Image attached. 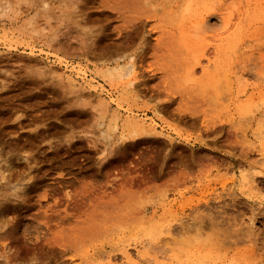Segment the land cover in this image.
I'll return each mask as SVG.
<instances>
[{
    "label": "rangeland",
    "instance_id": "rangeland-1",
    "mask_svg": "<svg viewBox=\"0 0 264 264\" xmlns=\"http://www.w3.org/2000/svg\"><path fill=\"white\" fill-rule=\"evenodd\" d=\"M124 250L264 264V0H0V264Z\"/></svg>",
    "mask_w": 264,
    "mask_h": 264
},
{
    "label": "bare ground",
    "instance_id": "bare-ground-1",
    "mask_svg": "<svg viewBox=\"0 0 264 264\" xmlns=\"http://www.w3.org/2000/svg\"><path fill=\"white\" fill-rule=\"evenodd\" d=\"M245 13H246V11H245ZM208 14V13H207ZM220 14H222V13H220ZM244 14V13H243ZM210 15V14H209ZM223 16V15H222ZM221 16V17H222ZM230 17V16H229ZM234 17V16H233ZM233 17H232V19H233ZM231 18V17H230ZM208 19H209V17L206 15V14H201L198 18H197V20H195L196 22H197V24L196 25H194L193 24V27H191L192 29H198L199 28V30H202V32L203 33H206L207 34V32L211 29V27L210 26H212L211 24H210V26H209V22H208ZM232 19H230V20H232ZM223 17H222V22H223ZM242 20V19H241ZM226 21H227V19H226ZM229 22V21H228ZM228 22L226 23V24H224V26L226 27V28H224L225 30H223L222 29V31H224L225 33L224 34H227L226 35V37H224L225 39L224 40H226L227 39V37H229V36H232L233 34H235V32L238 30V26L237 27H233V29L231 30V27H229V25L231 26V23L230 24H228ZM234 23V22H233ZM236 24L234 23V26H235ZM238 25V24H237ZM223 26V27H224ZM198 27V28H197ZM198 30V31H199ZM260 30V29H259ZM200 32V31H199ZM211 32L209 31V33L208 34H210ZM207 34V35H208ZM222 34H223V32H222ZM223 34V35H224ZM221 37V36H220ZM238 37V36H237ZM219 39H221V38H219ZM219 39H218V42H219ZM223 39H221L220 41H222ZM227 41V40H226ZM223 42V41H222ZM224 44L226 45L227 44V42L226 43H222V46H224ZM216 45L218 46L219 44H217L216 43ZM220 45H221V43H220ZM219 45V46H220ZM227 46H228V44L226 45V50H227ZM220 49H223L224 47H219ZM217 49V48H216ZM220 51V50H219ZM223 52V51H222ZM31 62V61H30ZM200 63V62H199ZM61 65V64H60ZM63 65V64H62ZM53 69V70H52ZM52 69H49V71L50 72H52V73H54L55 71H54V67L52 66ZM72 70H73V68H71ZM67 70V69H66ZM192 70V69H191ZM69 72H71L70 70H68ZM76 71V74H77V77H80L81 79H83L84 77H85V72L82 70V69H76L75 70ZM67 72V71H66ZM194 72L195 71H191L190 72V74L192 75H194L195 76V74H194ZM189 74V75H190ZM192 75V76H193ZM76 76V75H75ZM190 77V76H189ZM74 78H70V77H67V81H68V83H70L71 85H74V80H73ZM86 82V81H85ZM220 82V81H219ZM87 83V82H86ZM85 84V83H84ZM219 84V83H218ZM69 85V84H68ZM88 88H89V92H91V93H96L97 94V97L98 98H100V97H102L103 95H106L105 94V92L103 93L101 90L100 91H98L97 90V88H95V87H93V86H89V84H87L86 85ZM85 88V87H84ZM86 90H88L87 88H86ZM88 95V94H87ZM100 104H102V106L103 105H105V103L102 101V100H97ZM129 113H132V111L131 110H129ZM136 122V121H135ZM137 123V122H136ZM144 123H142V125H143ZM141 125V126H142ZM135 129L137 128V127H134ZM138 130V129H137ZM139 131V130H138ZM141 133V132H140ZM136 134L137 133H135L134 134V136H136ZM8 169V168H7ZM244 171V170H243ZM250 176V175H249ZM247 179V178H246ZM253 183V182H252ZM172 229H171V227H170V225H168L167 227H166V234H168L169 236H171L172 234H171V231ZM135 248V247H134ZM136 249V248H135ZM143 256L144 255H142L137 249H136V251H135V257H136V259L138 260V259H143ZM133 256H130V253H128L126 250H124L123 252H122V259H123V262H121L122 264H138V262H137V260H135V258L133 259L132 258ZM105 259V258H104ZM149 259H151V258H149ZM143 260H145V258L143 259ZM146 260H148V259H146ZM143 261V262H148V261H151V260H148V261ZM139 261V260H138ZM105 262V261H104ZM110 259L109 258H106V263L105 264H110ZM99 264H101V263H99Z\"/></svg>",
    "mask_w": 264,
    "mask_h": 264
}]
</instances>
